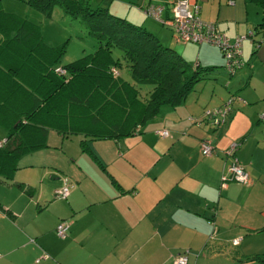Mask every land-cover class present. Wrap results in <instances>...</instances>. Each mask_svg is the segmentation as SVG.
Masks as SVG:
<instances>
[{
  "label": "crops",
  "instance_id": "0c3cea01",
  "mask_svg": "<svg viewBox=\"0 0 264 264\" xmlns=\"http://www.w3.org/2000/svg\"><path fill=\"white\" fill-rule=\"evenodd\" d=\"M174 1L94 0L93 5L143 26L162 43L174 38L172 30L143 9L160 4L161 18L167 20ZM188 2L198 6L203 21L231 39L254 33V39L243 41V65L226 82L235 100L225 124L212 128L190 120H202L205 109L224 103L226 92L220 89L214 97L189 98L190 92L181 104L162 107L134 134L118 138L62 135L57 130L68 124L62 104L56 103L38 120L45 127V146L19 157L9 175L0 174V264H173L185 249L188 264H261L252 257L264 253V0ZM3 11L27 18L16 10ZM189 44L196 48L199 68L201 59L208 69L217 65L210 62L213 47L207 44L186 43L176 50L185 61L195 65ZM4 85L0 75V127L5 133L0 144L13 121L5 101L29 95L28 88L17 93ZM161 129L169 136L160 137L156 132ZM49 131L61 141L78 136L79 150L65 157L63 142L51 146L46 141ZM202 139L215 148L211 156L201 155ZM233 143L239 144L235 155L249 183L228 182L221 188L227 164L223 151ZM64 183L70 185L67 198H55L54 191ZM61 222L67 225L64 238L55 231Z\"/></svg>",
  "mask_w": 264,
  "mask_h": 264
},
{
  "label": "trees",
  "instance_id": "16d2710c",
  "mask_svg": "<svg viewBox=\"0 0 264 264\" xmlns=\"http://www.w3.org/2000/svg\"><path fill=\"white\" fill-rule=\"evenodd\" d=\"M20 1L46 17L55 6L60 7L65 15L85 26L97 40V48L74 62L57 66L65 43L56 47L45 44L39 24L3 11L0 0L1 80L9 91L29 89L26 98L23 93L5 101L13 121L0 144V174L9 175L19 157L45 146V127L38 120L43 112L50 114L56 103L59 107L62 104L64 123L68 124V128L57 130L62 135L118 138L134 134L135 127L155 117L162 107L181 104L195 83L205 79L198 64L185 61L143 26L108 13L101 5L94 6V0ZM247 38L254 39V33ZM122 67L133 82L122 77ZM31 79L35 81L30 83ZM140 84L152 87L141 92ZM81 147L85 148L84 140ZM252 258L264 264V253Z\"/></svg>",
  "mask_w": 264,
  "mask_h": 264
},
{
  "label": "built area",
  "instance_id": "2783aa9c",
  "mask_svg": "<svg viewBox=\"0 0 264 264\" xmlns=\"http://www.w3.org/2000/svg\"><path fill=\"white\" fill-rule=\"evenodd\" d=\"M163 6L160 4H149L143 9V12L158 21L162 25L169 27L176 39L182 43L202 44L209 43L217 46L224 58L225 71L231 76L236 70L243 65L242 61V44L245 38L252 36L249 32L245 36H236L229 38L225 33L220 31L212 22L203 21L199 15L198 6L190 4L188 0H175L172 5V16L170 19L163 20L161 12ZM264 42V39L261 40ZM196 65V64H195ZM59 71H62L58 69ZM113 71H115L113 69ZM235 97H229L220 107L213 109H206L203 113L202 119L208 123L212 128H219L226 122V118L231 111L232 103ZM264 117V114L261 115ZM194 123H201V120L192 119ZM160 137H168L169 132L166 129H161L156 132ZM239 144L233 143L223 151L224 157L227 161L224 171L220 178V187H226L228 182H236L246 185L249 183V177L245 169L240 165L235 151ZM215 148L208 139H202L199 142V151L203 156H211ZM70 190V185H64L54 191L55 198L66 199ZM56 234L60 238L66 237L67 225L61 222L57 225ZM238 240H234L236 243ZM189 249L177 255L173 264H188Z\"/></svg>",
  "mask_w": 264,
  "mask_h": 264
},
{
  "label": "rangeland",
  "instance_id": "374dc122",
  "mask_svg": "<svg viewBox=\"0 0 264 264\" xmlns=\"http://www.w3.org/2000/svg\"><path fill=\"white\" fill-rule=\"evenodd\" d=\"M10 1H12L10 2L11 4H8L7 2H3L2 8L6 11H8V9L16 10L15 12H18L17 14L22 15V16H27V18L37 22L41 26V29H42L41 37L44 40H46L49 44H51L52 47L61 46L65 43L64 44L65 50L60 55L57 65L63 66L71 62H74L86 54L93 53L94 50L96 49L97 40L93 36H90L87 33L85 26L78 20L72 19L68 15H65L60 7L55 6L53 10L51 11V16L45 17L40 12L36 11L34 8L30 6H27L25 3H23L20 0H10ZM17 3L18 5H22V6L18 7ZM23 7L24 9H26V11L23 10ZM167 41L164 42L162 40V43L164 42L163 44H167V46L174 48L177 51H180L181 47H183L184 45L181 42H177L171 36H170V41L168 42ZM203 44L212 45L213 48L210 51L212 60H210V62L214 61L216 62L217 65H214V67H210L208 70L206 68L207 65L205 63V60L203 59L200 60L201 66L199 68V72L200 74H205V79L199 80L195 83L193 91L189 94V98L195 97L199 94L200 96L201 95H206V96L213 95L214 97L215 95L218 94L219 89L222 92H226L225 97L227 99L230 96L235 97L234 96L235 93L231 91L230 88H228L227 86L228 83L226 82L228 80H232L234 74L240 68L236 70L233 75L230 76L224 69V58L221 55L220 49L213 44H209V43H203ZM188 46L189 47L188 48L186 47V48H187L188 53H190L192 56L191 57L193 60L192 62L194 64H197L198 59L196 58L198 56L196 54V48L195 47L193 48L191 44H189ZM202 47L206 48L208 46L203 45ZM218 61L220 63H217ZM120 73L125 80L129 82L131 81L133 82L127 69L122 67L120 69ZM223 78H226V80L225 79L223 80ZM139 87H140L141 92H145L149 90L152 86L149 84H140ZM227 99H225V101ZM234 100H233V104H234ZM203 101H204V98L200 97V102L203 103ZM208 108H211V107H208ZM203 118L204 116L202 115V119ZM202 121L203 120H201V122ZM4 134L5 133L3 129L0 127V141L2 140ZM79 140L80 138L74 135V136H70L65 141H61L60 137L54 131H49L46 141L49 144H51V146H60L63 142V149H64V153L66 154L65 157H68L69 154H71L72 149H74V151L79 150V146H78Z\"/></svg>",
  "mask_w": 264,
  "mask_h": 264
}]
</instances>
